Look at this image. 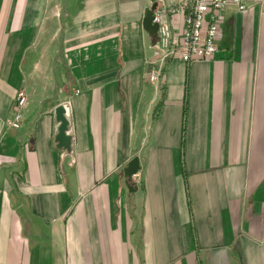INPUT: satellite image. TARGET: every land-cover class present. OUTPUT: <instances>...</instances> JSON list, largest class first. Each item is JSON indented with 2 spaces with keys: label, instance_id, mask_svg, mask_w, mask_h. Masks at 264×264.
Masks as SVG:
<instances>
[{
  "label": "crops",
  "instance_id": "0c3cea01",
  "mask_svg": "<svg viewBox=\"0 0 264 264\" xmlns=\"http://www.w3.org/2000/svg\"><path fill=\"white\" fill-rule=\"evenodd\" d=\"M158 1L0 0V264H264V5L158 88Z\"/></svg>",
  "mask_w": 264,
  "mask_h": 264
},
{
  "label": "built area",
  "instance_id": "2783aa9c",
  "mask_svg": "<svg viewBox=\"0 0 264 264\" xmlns=\"http://www.w3.org/2000/svg\"><path fill=\"white\" fill-rule=\"evenodd\" d=\"M157 3L153 23L158 25L155 45L163 52V57L158 60L162 62V66L157 71H152L148 78L159 88L164 80V67L168 61L180 59L183 63L190 64L216 57L220 48L221 19L226 10L249 11L263 7L264 0H159ZM176 19L181 22L177 23ZM27 102L26 94L23 91L18 93L16 112L8 121L9 128H22V109Z\"/></svg>",
  "mask_w": 264,
  "mask_h": 264
},
{
  "label": "water",
  "instance_id": "95a60500",
  "mask_svg": "<svg viewBox=\"0 0 264 264\" xmlns=\"http://www.w3.org/2000/svg\"><path fill=\"white\" fill-rule=\"evenodd\" d=\"M158 3H154L150 8L146 9L143 19V28L148 33L154 44L157 42V32L158 25L153 23L154 11L157 9ZM154 58L160 59L163 57V52L154 45L153 48ZM152 65L148 66L149 72H151ZM68 107L66 105H59L55 109V118L57 123H59L58 133L54 139L56 144V149L59 151H64L67 155H72V136L68 135L70 122L67 117ZM140 170V160L139 158H134L124 169L125 177L131 181L133 176H135Z\"/></svg>",
  "mask_w": 264,
  "mask_h": 264
}]
</instances>
